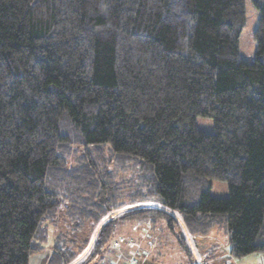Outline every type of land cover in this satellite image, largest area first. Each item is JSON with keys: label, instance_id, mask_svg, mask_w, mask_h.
I'll return each mask as SVG.
<instances>
[{"label": "trees", "instance_id": "1", "mask_svg": "<svg viewBox=\"0 0 264 264\" xmlns=\"http://www.w3.org/2000/svg\"><path fill=\"white\" fill-rule=\"evenodd\" d=\"M250 2L248 62L245 0H0V264L45 249L68 264L110 211L147 202L104 222L82 264L132 222L164 232L159 249L174 239L165 262L199 264L169 210L192 235L224 229L233 258L264 254V0Z\"/></svg>", "mask_w": 264, "mask_h": 264}, {"label": "rangeland", "instance_id": "2", "mask_svg": "<svg viewBox=\"0 0 264 264\" xmlns=\"http://www.w3.org/2000/svg\"><path fill=\"white\" fill-rule=\"evenodd\" d=\"M245 13H246V18H245V23L244 26L241 30L240 37H239V43H238V52L239 55L245 59L248 62L253 61L255 51H256V41L254 39V31L256 28V19L258 16L257 10L253 6V4L250 2V0H245ZM196 126L204 131L207 132H212L214 127H213V121L211 118L208 117H197L195 120ZM211 188H210V194L213 197H226L228 194V188L227 184L222 181H216V180H211L210 181ZM143 207H159V204L153 203V202H147V203H136L132 205H126L122 208L110 211L93 229L91 232V235L89 237L88 243L86 246L83 248V250L75 257L73 261H71L68 264H82L84 261L89 257V254L92 251V247L95 243L96 236L102 226V224L110 219H113L115 217L121 216L124 213L133 210V209H138V208H143ZM170 213L176 218L178 221L180 228L183 231V236L184 238L188 241L189 246L191 247L194 257L196 260L202 261L204 263V256H202L203 252L205 251L204 247H201L199 250H195L194 245H195V240L200 242L207 241V238L211 237L210 239L212 240L213 238H218L220 243H217L216 245H213L212 249L215 253L219 254L220 256L223 255V249L228 250L229 249V243H228V235L226 234L224 229H218L215 228L210 231L209 234L204 235V236H199V235H192L188 232V230L185 227V224L182 220V217L176 212V211H171L169 210ZM221 228V227H220ZM164 234V232H162ZM160 233V231L156 228H151L150 225L145 226L143 224H137V223H126L118 227L116 234L113 238V241L122 239V241H119V247L117 250H115L113 256H109L108 254L106 255V258L108 259H114L113 257H116L113 262H110L111 264H126L128 260L125 262L124 256H125V251L123 250V247H125L126 252L128 253L132 251H137L139 252H146V250L149 251L150 253L149 256L151 257H160L161 263L164 264L166 261L173 258V256L178 255L179 253V247L176 243H174V239H169V240H164L167 241V249L163 250L165 247H161V249L158 248V241H160V237L163 234ZM50 239V238H49ZM206 239V240H204ZM112 241V243H113ZM111 243V244H112ZM111 247V246H110ZM116 247V246H115ZM196 247V245H195ZM127 248L129 250H127ZM204 250V251H203ZM47 249L43 252H39L37 254H34L30 258V264H37L39 260H41L43 257H48L51 252H48ZM164 253L163 256L160 254ZM159 254V256L157 255ZM199 255V256H198ZM253 255V254H250ZM250 255L242 257L241 260L240 258L238 259L239 264H244L246 261H248L249 258L251 257ZM261 255V254H259ZM264 255V254H263ZM218 256V255H217ZM219 256V258H220ZM159 259V258H158ZM237 259H235L236 261ZM133 261V260H132ZM136 262V260H134ZM154 264H158L156 260L152 259ZM160 261V260H159ZM134 262V263H135ZM101 264V263H100Z\"/></svg>", "mask_w": 264, "mask_h": 264}, {"label": "crops", "instance_id": "3", "mask_svg": "<svg viewBox=\"0 0 264 264\" xmlns=\"http://www.w3.org/2000/svg\"><path fill=\"white\" fill-rule=\"evenodd\" d=\"M210 238L211 237L207 238V241H203L200 243H199V241L195 240V242H196L195 243L196 247L194 245L195 250H197V249L199 250L201 247H204V249H205V251L203 250L204 252L202 254V256L205 257L204 263H202V261L200 260V257H199V261L197 260V262H199V264H239L238 263L239 258H233L229 253V249L228 250L223 249V255H221V256L219 254L215 253L213 251L214 249L212 248V246L216 245L217 243H220V242H219L218 238H215V239L213 238L212 240ZM204 240H206V239H204ZM117 241L118 240L113 241V243L110 245L111 247H109L108 252H107V254L109 256H113L115 250L118 249L119 243ZM123 250L125 251V256H124L125 262L127 260H128V262L131 260H133V261L136 260V262L134 261L135 263L133 262L134 264H154L152 261V259H154V260H156V262L158 264H162L161 259H158L157 257L149 256V253L151 252L150 249H149L150 252L148 250H146V252L143 251L141 253L139 252V250H137V251L134 250V251L128 253V251L126 252L125 247H123ZM127 250H129V249L127 248ZM219 256H220V258H219ZM250 256L251 257H247L249 259L244 264H264V255L263 254H261V255L253 254ZM113 258L114 259H112V258L109 259V261L107 258H105V260L103 262L105 264H111L110 262H113V260H115L116 257H113ZM47 259H48V257H46V255H45V257H43L41 260H39L37 262V264H45ZM235 259H237V260L235 261ZM241 260H243V259H241ZM162 262H165V261H162ZM164 264H170V263L165 262Z\"/></svg>", "mask_w": 264, "mask_h": 264}, {"label": "built area", "instance_id": "4", "mask_svg": "<svg viewBox=\"0 0 264 264\" xmlns=\"http://www.w3.org/2000/svg\"><path fill=\"white\" fill-rule=\"evenodd\" d=\"M119 241L121 242V241H122V239H118V241H117V242L119 243ZM133 262H134V261H132V260H131V261H129V262H128V263H126V264H134ZM101 264H105V263H104V262H102Z\"/></svg>", "mask_w": 264, "mask_h": 264}]
</instances>
